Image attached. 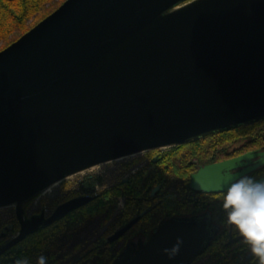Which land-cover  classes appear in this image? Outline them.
<instances>
[{"label": "water", "instance_id": "1", "mask_svg": "<svg viewBox=\"0 0 264 264\" xmlns=\"http://www.w3.org/2000/svg\"><path fill=\"white\" fill-rule=\"evenodd\" d=\"M260 118L264 0H65L0 51V209L14 207L20 225L0 255L94 199L27 217L56 184ZM248 156L201 166L191 187L226 191ZM215 232L208 217H173L113 264H191Z\"/></svg>", "mask_w": 264, "mask_h": 264}, {"label": "trees", "instance_id": "2", "mask_svg": "<svg viewBox=\"0 0 264 264\" xmlns=\"http://www.w3.org/2000/svg\"><path fill=\"white\" fill-rule=\"evenodd\" d=\"M64 1L0 0V51ZM260 149L264 150V118L219 129L186 144L139 154L124 163L121 173L113 176L111 181L87 175L81 180L79 191L94 194L101 187L93 195L94 199L55 223L41 226L4 251L0 255V264H14L22 257L30 258L35 264L41 254L48 258L47 264H113L136 234H143L148 239L163 221L173 217L188 218L205 208L212 209L215 207L212 200L222 202V193H204L191 187V175L201 165ZM142 162L144 164L132 173V167ZM254 175L264 176V166ZM78 195L71 189L69 181H63L52 200L53 207ZM119 198L124 199V204L117 211ZM142 213L140 220L125 235L109 241L115 231ZM223 220L226 229L214 236L192 264L235 263L242 238L228 244L225 234L229 225L226 219ZM18 229L15 216L9 219L0 216V244L6 241L4 233L15 234ZM233 233L236 234L234 228Z\"/></svg>", "mask_w": 264, "mask_h": 264}, {"label": "clouds", "instance_id": "3", "mask_svg": "<svg viewBox=\"0 0 264 264\" xmlns=\"http://www.w3.org/2000/svg\"><path fill=\"white\" fill-rule=\"evenodd\" d=\"M223 187V186H222ZM222 208L226 213L227 225L234 228L248 246L256 264H264V181H256L250 176H241L230 182L222 191ZM183 240L178 238L172 248L164 249L168 257L174 258L180 251ZM43 254L36 258L35 264H47ZM14 264H32L28 257L18 258Z\"/></svg>", "mask_w": 264, "mask_h": 264}, {"label": "flooded vegetation", "instance_id": "4", "mask_svg": "<svg viewBox=\"0 0 264 264\" xmlns=\"http://www.w3.org/2000/svg\"><path fill=\"white\" fill-rule=\"evenodd\" d=\"M263 152H264V150H261V149L260 150H249V151L238 153L235 156H231V157H229L227 159H224V160H221V161H225V160H228V159H233V158H236V157H239V156H242V155H249L247 158L242 159L241 161H239V163L241 164L239 167H236V168L230 170L229 172H231V173L242 172L243 173L242 176H250V177H252L255 180V179L264 177V176H256V175H254V173L256 171H258L261 167L264 166V164H261L262 160L264 159V156L261 155V153H263ZM221 161H218V162H221ZM214 163H217V162H214ZM208 164H212V163H208ZM204 165H206V164H204ZM201 166H203V165H201ZM190 184H191V182H190ZM196 191L204 192V191H200V190H196ZM204 193H208V192H204ZM218 193H222V192H218ZM210 194H213V193H210ZM79 196H85V195H78L77 197H79ZM212 203L215 204L214 208L211 207L213 210L210 209V208H205V210L201 211L199 214L191 216L189 218L200 219V218H203V217H208V219H209V227L210 228L211 227L216 228L215 235H218V234L221 233V231L223 229H226V224L224 223V220H223V219H226V213L224 212V210L222 208V202L220 200H216V201L212 200ZM60 204H62V203H60ZM60 204H58V205H60ZM58 205L53 207L52 212L56 209V207ZM40 212H42V210ZM35 214H39V213L36 212ZM50 214H48V215L46 214V215L49 216ZM224 215H225V217H224ZM19 229H20V225H19ZM19 229H18V231H19ZM4 235L6 236V241L4 243L0 244V247L3 244L5 245L8 241H10V239L8 238L9 234L8 233H4ZM225 235L228 236V244L231 241L232 242H236L238 239H240V237L237 234L233 233V228L231 226H229L228 232ZM135 236H136L135 238L133 236L132 240L129 243H136V245H137L138 241H140V240L145 242L144 241L145 238L142 235L136 234ZM145 240H147V239H145ZM238 247L239 248H238L237 254H236L237 257L235 258V263H233V264H256V261L251 256L247 245L242 243ZM136 249H137V246H133V251H136Z\"/></svg>", "mask_w": 264, "mask_h": 264}, {"label": "rangeland", "instance_id": "5", "mask_svg": "<svg viewBox=\"0 0 264 264\" xmlns=\"http://www.w3.org/2000/svg\"><path fill=\"white\" fill-rule=\"evenodd\" d=\"M137 156V155H136ZM136 156H131L128 158H121L112 162H108L105 164H101L98 166H95L89 170H86L84 172H81L77 175H74L64 181H69L71 184V189L74 190L77 194L79 195H83V193L81 191H79V184L81 182V180L87 176V175H96V176H100L103 179H105L106 181H111L113 176L120 174L122 171V166L124 163L126 162H130L132 161V159H134V157ZM142 164H144L143 162L141 164L135 165L132 167L131 172H135L137 170V168L139 166H141ZM126 177L128 176V174L125 175ZM61 188V183L56 184L55 186H53L48 192H46L44 195L40 196L39 198L34 199L30 204L26 205L25 207V211H26V216L27 217H31L33 216L36 212L37 213H41L40 211H44L47 215L52 213V209H53V202L52 200L54 199V197L59 193ZM101 189V187H98V190L96 191L98 193V191ZM96 192L93 195H96ZM86 196V195H85ZM45 200L44 204L43 201ZM124 204V199L123 198H119V202L117 204V211H119L122 206ZM0 216L2 219H9V217H14L15 216V208L14 207H7V208H3L0 211ZM11 219V218H10ZM18 232V231H17ZM17 232L15 234H11L8 236V238L11 240L13 237L16 236ZM13 236V237H12ZM142 236L146 239V236L142 234ZM136 236H134L135 238ZM144 239V241H146Z\"/></svg>", "mask_w": 264, "mask_h": 264}, {"label": "bare ground", "instance_id": "6", "mask_svg": "<svg viewBox=\"0 0 264 264\" xmlns=\"http://www.w3.org/2000/svg\"><path fill=\"white\" fill-rule=\"evenodd\" d=\"M146 152H148V151H146ZM144 153H145V152H144ZM141 154H142V153H141ZM138 155H139V154H138ZM62 182H63V181H62ZM62 182H60V183H62ZM51 188H52V187H51ZM51 188H50V189H51ZM50 189H48L46 192H48ZM46 192H45V193H46ZM45 193L41 194L40 196L44 195ZM40 196H38L37 198H39ZM35 199H36V198H35ZM125 234H126V233H125ZM149 237H150V236H149ZM149 237H148V238H149Z\"/></svg>", "mask_w": 264, "mask_h": 264}, {"label": "built area", "instance_id": "7", "mask_svg": "<svg viewBox=\"0 0 264 264\" xmlns=\"http://www.w3.org/2000/svg\"><path fill=\"white\" fill-rule=\"evenodd\" d=\"M78 189H79V188H78ZM91 194H92V193H88V194L86 193V194H83V195L90 196Z\"/></svg>", "mask_w": 264, "mask_h": 264}]
</instances>
